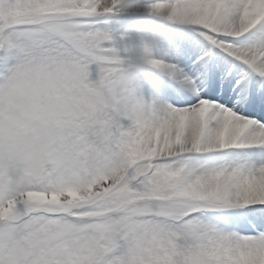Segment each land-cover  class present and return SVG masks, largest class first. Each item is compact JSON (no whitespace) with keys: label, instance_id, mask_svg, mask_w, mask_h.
<instances>
[{"label":"snow or ice","instance_id":"1","mask_svg":"<svg viewBox=\"0 0 264 264\" xmlns=\"http://www.w3.org/2000/svg\"><path fill=\"white\" fill-rule=\"evenodd\" d=\"M119 8L0 0V264H264V0H148L134 114Z\"/></svg>","mask_w":264,"mask_h":264},{"label":"clouds","instance_id":"2","mask_svg":"<svg viewBox=\"0 0 264 264\" xmlns=\"http://www.w3.org/2000/svg\"><path fill=\"white\" fill-rule=\"evenodd\" d=\"M122 14L133 13L137 0H117ZM154 17V15H150ZM130 32L135 33V42L131 48V59L124 68L122 80L128 87V93L124 97L125 106L130 113L143 112L144 82L154 83L157 79V72L153 70L151 61L155 56V46L163 40L159 24L155 20L140 21L130 27L125 37ZM124 37V38H125Z\"/></svg>","mask_w":264,"mask_h":264},{"label":"rangeland","instance_id":"3","mask_svg":"<svg viewBox=\"0 0 264 264\" xmlns=\"http://www.w3.org/2000/svg\"><path fill=\"white\" fill-rule=\"evenodd\" d=\"M148 0H145V2H141L136 4L135 10L133 13H128V14H122L119 11L115 14L109 15L108 17L104 18L107 20V23H104L103 21L99 24L100 30H106L111 32L113 35V38L116 40H119L120 37H125V33L130 27L140 21H147V20H154V17H151L150 14H148L145 11V5L147 4ZM168 25L172 28L170 29H175L177 31H184L187 30L185 28H182L180 26L172 25L168 23ZM161 33L163 36V41H167V39L175 34L181 33V32H172L169 33L167 30L161 29ZM188 31V30H187ZM135 42V33L130 32L127 37L124 38L123 40V45L127 47L130 52L132 45ZM155 55L159 56L160 54L165 53V47L161 43H158L155 46ZM160 78L157 77L155 83H150L145 81L144 82V89H143V96L145 99L148 98V89L150 87H159L160 86Z\"/></svg>","mask_w":264,"mask_h":264},{"label":"bare ground","instance_id":"4","mask_svg":"<svg viewBox=\"0 0 264 264\" xmlns=\"http://www.w3.org/2000/svg\"><path fill=\"white\" fill-rule=\"evenodd\" d=\"M137 2H138V4L139 3H141V2H145V0H137ZM159 27H161V29H162V26L161 25H159ZM165 30H171V32H172V29H169V28H165ZM159 56H164V53L163 54H160ZM160 83V82H159Z\"/></svg>","mask_w":264,"mask_h":264}]
</instances>
